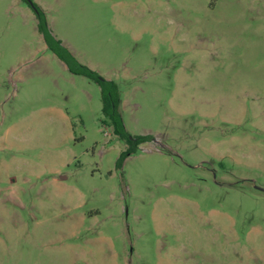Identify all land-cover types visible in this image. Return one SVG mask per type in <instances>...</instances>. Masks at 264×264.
I'll use <instances>...</instances> for the list:
<instances>
[{
	"label": "rangeland",
	"instance_id": "rangeland-1",
	"mask_svg": "<svg viewBox=\"0 0 264 264\" xmlns=\"http://www.w3.org/2000/svg\"><path fill=\"white\" fill-rule=\"evenodd\" d=\"M100 87L0 0V264H264V0H33Z\"/></svg>",
	"mask_w": 264,
	"mask_h": 264
},
{
	"label": "trees",
	"instance_id": "trees-1",
	"mask_svg": "<svg viewBox=\"0 0 264 264\" xmlns=\"http://www.w3.org/2000/svg\"><path fill=\"white\" fill-rule=\"evenodd\" d=\"M26 3L35 13L38 20V29L48 49L53 52L61 61H63L68 70L77 76H83L95 82L101 90L102 113L112 123L115 134L126 142L128 149L121 156L124 160L127 156L135 154L139 146L145 142L153 140L152 136H131L125 129L123 119L120 114L121 98L116 83L106 80L100 74L93 71L89 67L82 65L71 52L62 45V42L55 39L52 35L44 10L38 6L33 0H21Z\"/></svg>",
	"mask_w": 264,
	"mask_h": 264
},
{
	"label": "water",
	"instance_id": "water-1",
	"mask_svg": "<svg viewBox=\"0 0 264 264\" xmlns=\"http://www.w3.org/2000/svg\"><path fill=\"white\" fill-rule=\"evenodd\" d=\"M256 188H257V190H259V191H263V192H264V189L259 188V187H256Z\"/></svg>",
	"mask_w": 264,
	"mask_h": 264
}]
</instances>
